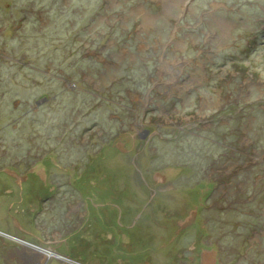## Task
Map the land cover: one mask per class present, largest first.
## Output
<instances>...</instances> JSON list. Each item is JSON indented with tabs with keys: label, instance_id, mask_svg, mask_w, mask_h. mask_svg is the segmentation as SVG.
<instances>
[{
	"label": "rangeland",
	"instance_id": "rangeland-1",
	"mask_svg": "<svg viewBox=\"0 0 264 264\" xmlns=\"http://www.w3.org/2000/svg\"><path fill=\"white\" fill-rule=\"evenodd\" d=\"M263 115L264 0H0V166L24 173L48 153L35 170L57 172L59 184L95 169L138 183L141 163L176 188L166 209L192 218L214 183L208 207L224 210L207 220L219 264H264ZM137 129L156 134L140 158ZM5 241L0 264H10Z\"/></svg>",
	"mask_w": 264,
	"mask_h": 264
},
{
	"label": "flooded vegetation",
	"instance_id": "flooded-vegetation-1",
	"mask_svg": "<svg viewBox=\"0 0 264 264\" xmlns=\"http://www.w3.org/2000/svg\"><path fill=\"white\" fill-rule=\"evenodd\" d=\"M142 130L141 134L137 129V136L145 138L136 149L137 158L149 153L151 137L156 135ZM57 158L54 167L60 163ZM87 161L82 170L88 167ZM36 163L24 173L18 162L0 166V210L9 202L11 225L8 233L0 229L3 248H7L5 240L12 244L6 262L11 257L10 264H204L207 254L208 264H219L220 246L212 241L203 213L208 198L195 209L198 217L192 218L193 213L182 207L166 209L176 188L158 181V173L143 174L141 163L134 165L138 183L95 169L71 171L65 184L52 180L57 172L43 176L36 171ZM200 221L205 237L195 231ZM57 248L66 250L59 254ZM225 248L224 253L235 254L231 247Z\"/></svg>",
	"mask_w": 264,
	"mask_h": 264
},
{
	"label": "trees",
	"instance_id": "trees-1",
	"mask_svg": "<svg viewBox=\"0 0 264 264\" xmlns=\"http://www.w3.org/2000/svg\"><path fill=\"white\" fill-rule=\"evenodd\" d=\"M151 80V79H150ZM140 84V86L144 89V88H147V82L146 81H141V83H139ZM151 83H149V85H150ZM250 109V108H249ZM249 109H247V110H243L244 111V113H246V111H248ZM261 109H256L255 107H253V108H251V111L252 112H256V116H257V113L260 111ZM263 120H264V115H263ZM175 137V136H174ZM261 139H262V137H261ZM176 142L177 143H179L177 140H176ZM159 148H160V150H161V153L162 152H164L166 155L168 154V151L171 149L169 146H168V144H166V143H161V144H159ZM183 151H180V150H178L177 148H172L171 150H170V154L173 156V158H174V160L176 161V162H179L180 163V167H182V168H184L187 172H189L190 171V169H191V171H190V175H191V173H192V175H193V178L198 174V168H194V167H192V165H190V163L187 161V159L186 158H182L181 157V153H182ZM158 159H160V160H162V156L160 155V153H159V155H158V157L155 159V161H157ZM156 163V162H155ZM185 164V165H184ZM189 165V166H188ZM200 179H202V180H204L205 178H199L198 180H200ZM213 184L214 183H209V184H207V187H209V189H208V194H209V196L207 197V198H210V194L213 192L212 191V186H213ZM216 199V198H215ZM218 202L220 203V200H215L214 202H213V204H214V207H212V208H210V207H208V203H207V205H206V202H205V205H204V208H203V213H205L204 214V216H205V218L206 219H208L207 218V215L210 213V215H211V212H209L208 214H207V212L210 210V209H214L213 211H221V210H224V207L221 205V208L219 207V204H218ZM254 219L255 220H257V218H259L256 214H254ZM261 217H264V215L262 214L261 216H260V218ZM212 224L213 223H210L209 222V226H210V228H211V230H213L212 229ZM214 231V230H213ZM232 249V248H231ZM234 249V248H233ZM232 249V250H233ZM240 255V254H239Z\"/></svg>",
	"mask_w": 264,
	"mask_h": 264
}]
</instances>
